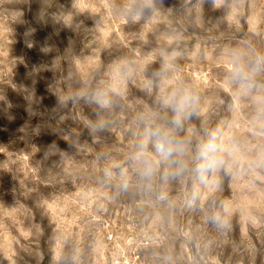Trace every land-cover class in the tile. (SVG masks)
I'll list each match as a JSON object with an SVG mask.
<instances>
[{"label":"rangeland","instance_id":"374dc122","mask_svg":"<svg viewBox=\"0 0 264 264\" xmlns=\"http://www.w3.org/2000/svg\"><path fill=\"white\" fill-rule=\"evenodd\" d=\"M234 53L264 56V0H0V264H264V72L241 93ZM178 89L199 104L171 178L142 117Z\"/></svg>","mask_w":264,"mask_h":264},{"label":"clouds","instance_id":"9594fccd","mask_svg":"<svg viewBox=\"0 0 264 264\" xmlns=\"http://www.w3.org/2000/svg\"><path fill=\"white\" fill-rule=\"evenodd\" d=\"M233 56L230 80L241 93L247 94L256 87L255 77L264 72V56L258 54L251 67L243 62L238 53H234ZM257 99L261 105L258 118L264 119V96ZM198 104L199 97L195 92L189 89H178L166 101V106L170 107L173 112L171 119L160 125L152 122V116L142 117L148 125L145 132L146 138L153 139L157 152L166 158H172L176 165L175 169L168 173L171 178L180 177L188 171L189 161L186 157L189 156L191 142L187 138L180 137L177 133L183 128L184 121L196 113ZM219 151L217 146L212 143L200 145L196 149L194 158L206 161L204 167L208 170H217L225 165V160ZM133 160L137 164V179L142 185L150 188L156 176V167L154 161L147 154L146 140H141L137 145ZM122 187L126 190L127 182L123 183Z\"/></svg>","mask_w":264,"mask_h":264}]
</instances>
